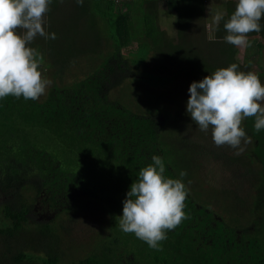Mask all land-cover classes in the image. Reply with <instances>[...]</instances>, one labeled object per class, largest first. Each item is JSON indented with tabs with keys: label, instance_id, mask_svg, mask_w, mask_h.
<instances>
[{
	"label": "trees",
	"instance_id": "trees-1",
	"mask_svg": "<svg viewBox=\"0 0 264 264\" xmlns=\"http://www.w3.org/2000/svg\"><path fill=\"white\" fill-rule=\"evenodd\" d=\"M115 24L120 29L110 36L109 60L88 76L64 87L52 86L42 100L12 96L0 100V207L7 222L0 234L12 238L30 228L56 244L57 226L39 223L35 216L51 212L53 220L74 211L78 202L86 199L107 213L109 229L105 235H96L88 253L70 264H264V129L254 130V118L242 122L252 141L247 158L257 163V170H234L233 187L249 189V196L245 200L233 191L235 215L230 213L225 219L191 194L195 156L204 149L174 147L168 139L175 138V129L186 126L190 116H177L178 125L168 128V121L159 116L168 112L137 114L111 97L118 86L134 77L121 53L131 43L123 31L125 21ZM261 27L264 29V23ZM223 54L228 55V66L236 63L238 70L244 71L233 59L231 46ZM158 67L155 71H162L160 64ZM160 95L166 100L164 93ZM154 155L162 158L164 175L181 179L189 190L184 209L188 218L167 232L161 250L149 248L134 234L123 233L118 219L130 185ZM181 171L187 175L180 177ZM23 192L32 193V197L24 198ZM42 248L45 256L15 251L5 243L2 258L8 264H61V252Z\"/></svg>",
	"mask_w": 264,
	"mask_h": 264
},
{
	"label": "rangeland",
	"instance_id": "rangeland-1",
	"mask_svg": "<svg viewBox=\"0 0 264 264\" xmlns=\"http://www.w3.org/2000/svg\"><path fill=\"white\" fill-rule=\"evenodd\" d=\"M209 1L211 7L206 9V16L194 17L193 23H189L193 18L184 20L178 16L168 15L169 20L162 21L158 25L154 24L150 18L149 24L152 28L166 26L170 30L167 34L168 38L165 40L146 39L149 36L147 34L148 23H136L135 27L139 30L137 36L143 39L134 40L130 46L121 49V53L130 63L129 68L132 69L134 77L128 78L121 86H118L110 94L111 97L118 99L137 114L157 115L158 110L168 112L167 115L159 116L168 121L166 124L168 128L173 125L175 127L178 125L176 123L177 116H183L182 118H185V115L189 116L184 111V107L185 100L189 97L190 84L201 81L219 68L228 67V55L223 54L226 49L228 50V45L232 47L233 59L242 65V69L245 71L249 67L248 71L257 73L261 83L264 84V74H262L264 72L263 27L260 32L249 35L251 47L236 48L224 41L223 38L227 33L223 29V23L234 12L237 0ZM195 12L196 8L194 7L191 12H186V15L195 14ZM218 12L225 15L219 30L214 34L212 32L213 17ZM57 13L63 14L61 11H57ZM261 23H264V19L261 20ZM89 26L90 23L86 28L77 30V25L73 23L63 24L51 21L45 23L44 27L46 32L55 33L56 39H45L38 36L37 40L41 42L35 39L29 45L36 50L35 46L38 45L37 47L40 48L37 50L43 56L40 71L45 79L52 81L39 100L44 99L52 86L64 87L81 80L93 72L96 67H100L101 63L109 60L110 56H107V53L112 48L113 40L109 38L112 34L103 33L104 28L100 30L102 33H95L91 29L88 31ZM103 26L104 23L99 24V29ZM176 28L178 32L171 33ZM176 34L181 38L178 41L172 40ZM210 36H213L214 39H209ZM254 41L260 43L262 47H258ZM159 64L162 66V71H155L156 68H159ZM147 67L148 70H146ZM157 76L160 78L157 79ZM161 93H164L166 100L159 98L162 97ZM156 95L158 97L155 104ZM172 100L176 104L172 103ZM179 100L184 104L177 103ZM175 130V138H168L173 140L174 147H186L187 149V147L198 146L204 149V153L195 156L194 162L197 168L192 174L193 181L190 186L194 190L191 191V194L197 195L202 201L209 203L210 208L225 219L230 216V213L235 215L233 207L237 204V200L233 191H236L239 197L247 200L249 192L247 191V193L246 190L249 189L244 188L245 190L241 191L233 187L235 183L233 172L234 170L238 172H245V170L255 172L257 170V163L247 158L251 151L252 141L247 145L242 141L241 146L245 150L242 154L237 155V150L227 145L217 147L212 140L211 128L207 132H202L191 119L188 120L186 126ZM181 141L185 143L183 144ZM195 152L191 156L196 155ZM228 157L236 159V162H231L227 159ZM23 197L29 200L32 193L23 192ZM2 201L3 196H0V205ZM76 206L77 209L74 211L63 213L59 216L60 218L53 220L51 212H40L35 216L39 223H55L53 225L57 226L58 236L56 244L45 236L36 235L30 228L12 238L0 234V264H8V261L2 258V254L5 253V243L14 247L15 251L22 250L34 255L38 253L40 256H45L42 247L49 252L57 250L63 255L62 260L59 261L61 264H70L72 261L82 258L88 253L96 235H105L109 224L107 213L94 202L83 199ZM5 224L7 222L1 216L0 207V229ZM22 264L40 263L29 261Z\"/></svg>",
	"mask_w": 264,
	"mask_h": 264
},
{
	"label": "clouds",
	"instance_id": "clouds-1",
	"mask_svg": "<svg viewBox=\"0 0 264 264\" xmlns=\"http://www.w3.org/2000/svg\"><path fill=\"white\" fill-rule=\"evenodd\" d=\"M63 2V0H61ZM52 0H0V100L12 96L36 101L43 96L52 81L39 70L43 56L29 45L37 36L56 39L45 30V16ZM82 6L84 0H76ZM224 13L213 17L212 31H218ZM264 0H237L235 10L223 23L227 33L224 41L239 49L251 47L249 34L261 31ZM209 39H214L210 36ZM186 113L199 130L211 128L217 147L229 146L240 155L251 143L242 122L254 118V130L264 129V84L257 73L239 71L233 63L219 68L188 88ZM139 170L123 201L119 228L125 234L161 250L167 232L187 219L184 211L188 189L181 179L167 178L160 156ZM180 177L187 175L180 172Z\"/></svg>",
	"mask_w": 264,
	"mask_h": 264
},
{
	"label": "crops",
	"instance_id": "crops-1",
	"mask_svg": "<svg viewBox=\"0 0 264 264\" xmlns=\"http://www.w3.org/2000/svg\"><path fill=\"white\" fill-rule=\"evenodd\" d=\"M194 7L196 8L195 14L189 13L186 15V12H191ZM210 7L211 3L209 0H84L82 6L77 5L76 0H63V2L61 0H52L49 5L50 10L45 16V23H50L51 21L63 24L73 23L77 25V30H81L83 27L86 28L90 23L87 28L88 31L91 29L95 33H102L100 30L104 28L103 33L114 34L115 30L120 29V26L117 29L115 28V23L118 21L123 23L125 21L126 28L123 31H125V35L131 43L134 40L143 39L137 36L139 30L135 27V24L148 23L147 34L149 36L146 39L165 40L168 38L167 34L170 30L166 26L158 28L154 26L152 28L149 24L150 18L154 24L158 25L162 21L165 22L168 19V15L172 17L178 16L184 20L193 18L189 22L193 23L194 17H205L206 9ZM57 11H61L63 14H59ZM137 19H140V21H137ZM103 23L104 26L99 29V24ZM173 31L177 33L178 29L172 30L171 33ZM35 39L37 40L38 36ZM179 39L181 38L176 34L172 40L178 41Z\"/></svg>",
	"mask_w": 264,
	"mask_h": 264
}]
</instances>
